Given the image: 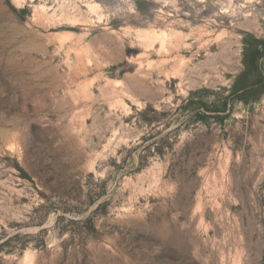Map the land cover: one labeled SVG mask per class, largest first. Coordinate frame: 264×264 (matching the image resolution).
Listing matches in <instances>:
<instances>
[{
    "label": "rangeland",
    "instance_id": "374dc122",
    "mask_svg": "<svg viewBox=\"0 0 264 264\" xmlns=\"http://www.w3.org/2000/svg\"><path fill=\"white\" fill-rule=\"evenodd\" d=\"M263 44L264 0H0V264H264Z\"/></svg>",
    "mask_w": 264,
    "mask_h": 264
},
{
    "label": "trees",
    "instance_id": "16d2710c",
    "mask_svg": "<svg viewBox=\"0 0 264 264\" xmlns=\"http://www.w3.org/2000/svg\"><path fill=\"white\" fill-rule=\"evenodd\" d=\"M263 55L264 44L262 46L256 45L252 48L247 49V51L243 55L244 71L242 73V76L245 78V81H247L246 83L249 86H254L257 83L263 82L261 80V74L259 73L257 67V60ZM262 89H260L258 92H261Z\"/></svg>",
    "mask_w": 264,
    "mask_h": 264
}]
</instances>
